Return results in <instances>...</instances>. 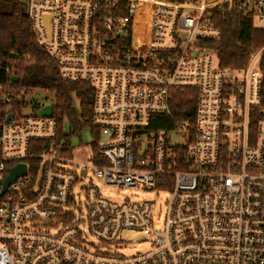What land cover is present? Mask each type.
Wrapping results in <instances>:
<instances>
[{
  "label": "built area",
  "instance_id": "1",
  "mask_svg": "<svg viewBox=\"0 0 264 264\" xmlns=\"http://www.w3.org/2000/svg\"><path fill=\"white\" fill-rule=\"evenodd\" d=\"M26 2L60 76L93 88L104 139L58 140L36 93L0 87V193L10 168L27 166L0 196V264H264V47L247 66L222 68L208 45L221 36L218 12L263 28L264 0ZM185 90L196 111L175 120L174 92ZM76 153L89 161L72 162ZM109 186L168 197L162 208L117 201ZM125 230L143 231L148 248L119 251Z\"/></svg>",
  "mask_w": 264,
  "mask_h": 264
},
{
  "label": "trees",
  "instance_id": "2",
  "mask_svg": "<svg viewBox=\"0 0 264 264\" xmlns=\"http://www.w3.org/2000/svg\"><path fill=\"white\" fill-rule=\"evenodd\" d=\"M213 22L220 29L221 36L209 41L208 45L215 50L222 68L245 67L251 56L264 47V27H255L249 15L237 11L218 12L214 14ZM6 68H9V72ZM260 69L263 75L261 99L264 104V51ZM13 76H18L19 80L14 82ZM0 87L2 90L22 87L26 93L44 91L53 94L51 104L54 108L53 116L58 121V140L65 138L68 142L73 135V132L63 131L65 117L77 123L75 131L94 128L93 88L88 83L69 82L60 76L54 59L37 43L26 0H0ZM174 93L173 119L184 118L186 111L190 116L193 115L196 111L195 92L185 90ZM75 99L79 111L75 108ZM26 104V100L23 104L16 101L12 110H20ZM160 118L165 120L160 126H172V118ZM50 144L48 140L34 141L31 145L32 153L39 154ZM28 162L37 167L38 161L35 159H29Z\"/></svg>",
  "mask_w": 264,
  "mask_h": 264
},
{
  "label": "rangeland",
  "instance_id": "3",
  "mask_svg": "<svg viewBox=\"0 0 264 264\" xmlns=\"http://www.w3.org/2000/svg\"><path fill=\"white\" fill-rule=\"evenodd\" d=\"M53 98V94L38 91L37 92V101L39 104L46 105L51 104V100ZM75 108L79 111L78 101L75 99ZM76 119V118H75ZM74 119L71 118H64L63 121V131L64 133L73 132L71 142L74 145H78L81 143V139L83 138V143L90 142L95 138L104 139L102 134H99V130L96 128H84L83 130H76L77 123L73 121ZM88 155H83L81 153H76L73 158L72 162L80 163V162H88ZM68 168L72 169L74 165H68ZM90 180L95 181L93 174H89L86 182ZM104 196H107L111 199L121 201L125 199H129L131 201L135 200H152L156 208H162L164 206L165 200L168 197L167 192H160L158 195L154 193L152 190H143L140 188H116V187H105L104 188ZM81 199L84 200L85 196L82 193ZM91 241L97 243V241L93 237H89ZM148 237L140 230H125L121 234V247L119 251H123L126 253H134L146 250L148 248Z\"/></svg>",
  "mask_w": 264,
  "mask_h": 264
},
{
  "label": "water",
  "instance_id": "4",
  "mask_svg": "<svg viewBox=\"0 0 264 264\" xmlns=\"http://www.w3.org/2000/svg\"><path fill=\"white\" fill-rule=\"evenodd\" d=\"M12 80L14 82H17L19 80L18 76H13ZM53 105L52 104H47L44 105L43 107H41L38 111L37 114L41 117H47V116H52L54 113L53 110ZM186 114H188L189 112H185ZM12 117V113H10L8 115V119H10ZM26 164L25 163H19L16 164L15 166H13L12 168H10L9 170V174L6 177L5 181H4V187L2 192L0 193V196H2L6 191L8 186L13 183L14 181H16L17 178L26 175L27 171H26ZM85 173V171H84Z\"/></svg>",
  "mask_w": 264,
  "mask_h": 264
}]
</instances>
